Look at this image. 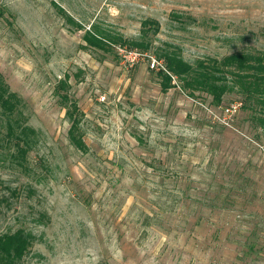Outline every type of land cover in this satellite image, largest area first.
Instances as JSON below:
<instances>
[{
    "label": "rangeland",
    "instance_id": "rangeland-1",
    "mask_svg": "<svg viewBox=\"0 0 264 264\" xmlns=\"http://www.w3.org/2000/svg\"><path fill=\"white\" fill-rule=\"evenodd\" d=\"M93 27L122 42L87 46ZM160 49L264 51V0H0V76L35 131L19 165L0 106V235L34 236L21 264H264L263 131L237 90L163 91Z\"/></svg>",
    "mask_w": 264,
    "mask_h": 264
},
{
    "label": "trees",
    "instance_id": "trees-1",
    "mask_svg": "<svg viewBox=\"0 0 264 264\" xmlns=\"http://www.w3.org/2000/svg\"><path fill=\"white\" fill-rule=\"evenodd\" d=\"M58 9L63 12V9ZM66 17L74 27L83 30L82 26L72 17L67 15ZM147 24H149L148 21L143 23L145 27ZM151 24L157 26L155 20H151ZM157 29L156 27L155 32ZM107 37L108 35L97 27H93V29L85 31L84 41L87 46L102 50H108L113 44L122 42L121 38L114 40ZM124 43L127 42L124 41ZM128 45L135 49L147 50L149 48L148 44L141 41L129 42ZM158 58L164 61L166 69V71L159 72L163 91L173 88L174 78H176L182 83L183 90L188 93L189 97H195L196 93H205L212 98L214 105L221 106L225 96L229 92L237 90L244 97V100L240 102L241 109H251L252 123L263 131L264 136V51L237 52L221 60L207 58L191 64L176 51L160 49ZM66 89L67 80H62L56 90L57 93L67 94L63 92ZM8 92L0 76V106L8 117L6 137L14 139L15 146H17L16 154H11L10 157L18 160V164L22 165V161L25 160V156L34 142L35 131L30 127H21L20 121L12 118L17 111L19 100L15 94ZM61 98L63 101L68 100L67 95H63ZM78 113L81 116L76 105L73 106V112L70 110L67 112V117L71 121L69 139L79 151H88L80 127V118L77 117ZM22 144L23 146H21ZM33 243L34 236L22 230L0 235V264H21Z\"/></svg>",
    "mask_w": 264,
    "mask_h": 264
},
{
    "label": "built area",
    "instance_id": "built-area-1",
    "mask_svg": "<svg viewBox=\"0 0 264 264\" xmlns=\"http://www.w3.org/2000/svg\"><path fill=\"white\" fill-rule=\"evenodd\" d=\"M124 52L125 51H127V52H125V53H127L128 55H129V57H136V55L137 54H135L137 51H131V50H127V49H125V50H123ZM122 51V52H123ZM124 52H123V56H124V58H125V55H124ZM138 53V52H137ZM157 64H159V63H157ZM152 67L154 68V67H156V61L152 64ZM230 111V110H229Z\"/></svg>",
    "mask_w": 264,
    "mask_h": 264
}]
</instances>
